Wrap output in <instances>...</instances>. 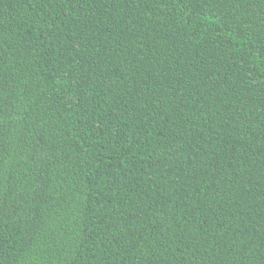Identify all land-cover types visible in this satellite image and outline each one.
Instances as JSON below:
<instances>
[{
	"label": "trees",
	"instance_id": "trees-1",
	"mask_svg": "<svg viewBox=\"0 0 264 264\" xmlns=\"http://www.w3.org/2000/svg\"><path fill=\"white\" fill-rule=\"evenodd\" d=\"M0 264H264V0H0Z\"/></svg>",
	"mask_w": 264,
	"mask_h": 264
}]
</instances>
